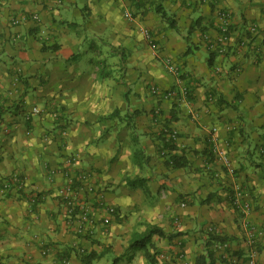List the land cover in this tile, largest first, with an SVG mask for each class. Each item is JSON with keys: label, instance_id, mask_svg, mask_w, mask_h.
Masks as SVG:
<instances>
[{"label": "crops", "instance_id": "1", "mask_svg": "<svg viewBox=\"0 0 264 264\" xmlns=\"http://www.w3.org/2000/svg\"><path fill=\"white\" fill-rule=\"evenodd\" d=\"M222 11L232 26L224 56L217 53ZM251 25L258 36L240 49ZM91 36L100 44L87 51ZM0 103L8 112L0 176L26 179L20 194L0 202V264H156L160 253L180 251L175 264H195L211 227L232 250H219L217 264H248L253 253L264 264V0H0ZM166 128L177 134L178 169L158 154ZM85 173L95 193L75 200L94 224L78 232L62 195ZM235 187L262 231L255 245L231 206ZM108 206L118 215L105 226ZM149 226L174 238L143 247Z\"/></svg>", "mask_w": 264, "mask_h": 264}, {"label": "built area", "instance_id": "2", "mask_svg": "<svg viewBox=\"0 0 264 264\" xmlns=\"http://www.w3.org/2000/svg\"><path fill=\"white\" fill-rule=\"evenodd\" d=\"M219 18L222 20V23L220 24V40H219V47L217 49V53L221 56H224L228 53L231 39H232V33H231V16L228 11H222L219 14ZM248 33L251 35V37L256 38L258 36V27L256 25H251L247 29ZM145 37L148 40H151V35L149 32H145ZM252 43L249 41L247 37H244L241 40V44L239 45L241 48H246L248 45ZM168 71L174 75L175 77H179L181 72L178 67L173 65L172 63H168L167 65ZM153 94L158 95L160 94V91L156 88H153L151 91ZM188 92L185 91V95H187ZM175 93L170 92L166 94V98L175 97ZM3 105L0 103V126L3 124L2 115L4 111ZM35 115H40L41 111L38 108H34L32 111ZM60 115L58 113H54V117L58 118ZM67 132H63V136H66ZM170 139L177 140V134L173 132V134L169 135ZM216 146V139L213 138L212 141ZM67 163L69 165H75L76 164V158L73 156L68 157ZM229 173L231 175H235L234 170H229ZM90 180V176L88 174H79L75 177H72L68 181V186L63 192L62 200L63 204L65 205L66 213L68 222L70 224L77 223L79 225L78 232H84L86 225L94 224V219L91 217V212L89 208L81 207L78 208V203L75 200V197L79 196L83 193H85L87 196H92V194L95 193V189L93 186L88 184ZM26 187V179L19 176V175H13L8 178H2L0 176V202L7 199L9 196L13 194H20ZM83 196V195H82ZM231 205L234 208L236 212L243 215L244 218L242 220V227L244 231L246 232V235L248 237V240L250 244L255 245L256 239L260 236H262V231L253 226L247 219V215L250 213L252 206L251 204L246 200L245 194L242 191L240 187H235L234 192L231 199ZM108 217L103 220V224L105 226H109L111 224L112 218L114 216L118 215V211L113 206H108L106 208ZM210 232L219 233L214 227L209 228ZM227 245L221 244L217 245L216 248L218 250H225L227 248ZM256 254L253 253L252 257L248 264H256L255 260ZM183 259L184 253L180 251L176 256L169 254V253H160L157 256L156 264H175V259Z\"/></svg>", "mask_w": 264, "mask_h": 264}, {"label": "trees", "instance_id": "3", "mask_svg": "<svg viewBox=\"0 0 264 264\" xmlns=\"http://www.w3.org/2000/svg\"><path fill=\"white\" fill-rule=\"evenodd\" d=\"M159 13L161 14L163 20H165L167 23H169V25L171 27L176 28L174 20L171 21L170 16L166 12H164V11H162V9H160ZM246 24L247 23L245 22L243 25L246 26ZM243 30H244V33L242 32V35H240L238 37V40H237L238 41L237 45L240 49H241V47L239 45L241 44V40L244 37H247L250 42H253V37H251V35L248 33L247 29H245V27H244ZM250 44L248 45V47L250 46ZM213 60H214V57L211 56L210 62ZM102 77H105L104 74L102 75ZM153 95H155V94H153ZM161 95H163V94L160 93V94L155 95V96H161ZM6 113H8V112L5 109L3 111V114L5 115ZM54 113H58L60 116L58 118H55ZM4 115H2V119H3ZM51 115L53 116V118L56 121L59 122V124L65 125L64 121L66 119H63V117L65 116L63 111H55V112H52ZM111 117H114V116H110L109 118H111ZM64 131L67 132V129L62 127V129H61L62 136H63ZM173 132L174 131H172L170 128H166L163 130V132L161 134V139H160L161 142H160V145L158 147V154L164 160L166 166L169 169H178V168L183 166L184 160H183L182 156H179L175 153L176 152V140H172L169 137V135L173 134ZM259 168L264 174V165L260 164ZM125 183L128 186H134L137 184H139V185L145 184L146 180L145 179H136V180L126 179ZM39 196L40 195H37L38 200H39ZM37 203H39V201H37ZM154 237H158L160 239H169V240H172L174 238V236L172 234H167L161 228H158L156 226H149L148 230L146 231V233L143 235V237L141 239V242H143V247H146L147 244ZM203 243H204V250L201 254L196 256L195 264H217V262L220 261V256L218 254L219 250L216 248L217 245H221V244L227 245L228 247L225 248L224 252H225V254H231L232 250L229 249V246H230L229 238L223 236L222 234L213 233V232H210L209 229H207L203 232ZM146 257L148 259L152 258L149 253H146Z\"/></svg>", "mask_w": 264, "mask_h": 264}, {"label": "rangeland", "instance_id": "4", "mask_svg": "<svg viewBox=\"0 0 264 264\" xmlns=\"http://www.w3.org/2000/svg\"><path fill=\"white\" fill-rule=\"evenodd\" d=\"M94 43L95 44H100V41L99 40H96V41H93L92 40V36L91 37H88V39H87V42H86V49H87V51H89V49H88V47H91V45L93 44L94 45ZM100 46V45H99ZM85 55H89V56H91V52H88L87 54H85ZM87 57V56H86ZM81 58H84V56H82ZM91 58V57H90ZM96 59L98 60V57H94L93 58V60L94 61H96ZM87 66H89V62L86 64ZM104 69H105V72H107V69H108V67H106V65L104 66Z\"/></svg>", "mask_w": 264, "mask_h": 264}]
</instances>
